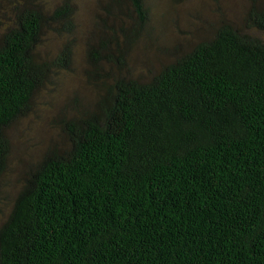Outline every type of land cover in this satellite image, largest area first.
<instances>
[{
  "label": "trees",
  "instance_id": "obj_1",
  "mask_svg": "<svg viewBox=\"0 0 264 264\" xmlns=\"http://www.w3.org/2000/svg\"><path fill=\"white\" fill-rule=\"evenodd\" d=\"M123 6L131 32L89 44L101 93L67 129L68 149L30 171L0 227V264H264V0L244 28L222 20L145 78L127 58L149 0L104 9ZM75 12L73 0H0V176L8 129L50 67L72 61L71 40L44 60V35L72 36Z\"/></svg>",
  "mask_w": 264,
  "mask_h": 264
},
{
  "label": "rangeland",
  "instance_id": "obj_2",
  "mask_svg": "<svg viewBox=\"0 0 264 264\" xmlns=\"http://www.w3.org/2000/svg\"><path fill=\"white\" fill-rule=\"evenodd\" d=\"M75 29L72 36L48 29L40 52L44 60H56L71 40L73 57L69 67L52 65L44 85L36 92L29 112L8 129L10 149L0 176V227L9 217L15 200L32 168L53 148L68 149V128L91 108L101 89L96 76L86 70L89 44L99 45L115 34L123 41V27L131 32L128 6L107 11L108 0H73ZM60 0H50L54 6ZM252 0H149V29L128 48V64L135 76L147 77L211 36L215 26L227 20L244 28ZM120 8V9H119ZM5 25L0 24V36ZM62 29V28H61ZM124 46L123 44H121ZM106 72L118 69L105 65ZM114 72V73H115ZM117 74V73H116ZM98 80V79H97ZM110 82V79H106Z\"/></svg>",
  "mask_w": 264,
  "mask_h": 264
}]
</instances>
